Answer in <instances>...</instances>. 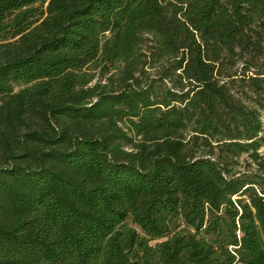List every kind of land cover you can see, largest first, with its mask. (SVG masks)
Listing matches in <instances>:
<instances>
[{"label":"trees","instance_id":"16d2710c","mask_svg":"<svg viewBox=\"0 0 264 264\" xmlns=\"http://www.w3.org/2000/svg\"><path fill=\"white\" fill-rule=\"evenodd\" d=\"M264 0H0V264H264Z\"/></svg>","mask_w":264,"mask_h":264},{"label":"rangeland","instance_id":"374dc122","mask_svg":"<svg viewBox=\"0 0 264 264\" xmlns=\"http://www.w3.org/2000/svg\"><path fill=\"white\" fill-rule=\"evenodd\" d=\"M263 120H264V113L262 114Z\"/></svg>","mask_w":264,"mask_h":264}]
</instances>
